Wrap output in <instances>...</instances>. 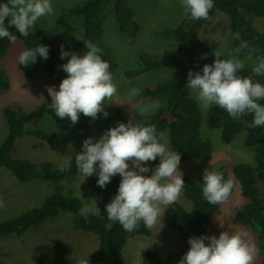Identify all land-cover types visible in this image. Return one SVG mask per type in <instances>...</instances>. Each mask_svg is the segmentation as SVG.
Wrapping results in <instances>:
<instances>
[{
    "label": "trees",
    "instance_id": "obj_1",
    "mask_svg": "<svg viewBox=\"0 0 264 264\" xmlns=\"http://www.w3.org/2000/svg\"><path fill=\"white\" fill-rule=\"evenodd\" d=\"M6 2L7 0H0V3ZM108 3L112 8V23L115 31L128 38L135 37L139 26L133 12L126 7L125 0H86L68 9H61L57 22L67 15L80 18L82 40L76 45L74 52L84 55L87 51L84 44L91 41L102 50L99 53L101 59L108 62L111 67L112 61L108 50L102 44L104 20L102 12ZM213 4L214 7L209 11L207 20L193 21L189 14L185 13L172 26L171 33L177 42L173 51L142 61L140 66L142 73L154 71L164 64L166 66V63L172 65V72L165 79L147 86L135 97L138 100H159L163 104L147 115H138L110 106V120L117 124L127 123L130 119L134 122L155 124L157 134L164 133L168 148L180 153V162L187 158L198 162L209 161L213 152L210 133H216L223 144H230L235 138L242 136L243 147L253 153V164L238 163L233 165L230 171L222 166L215 170L223 173L225 179L234 177L235 186L232 194L238 188L243 204L231 210V223L256 232L261 252L260 264H264V125L249 127L252 123L251 115L234 119L217 105L203 112L193 98L191 89L187 87L188 72L191 70L202 74L203 66L211 65L215 59V53L203 45L199 35L200 28L208 23L215 12L222 13L228 18L229 29L235 36L237 45L241 41H247L249 47L255 50L252 53L253 59L264 57V33L256 31L252 26L254 17L264 18V0H213ZM5 26L16 35V40L22 43L25 50L35 48L37 45L45 46L42 30L29 31L28 36L25 37L20 35L15 26L9 25L7 20ZM11 43L7 38H0V58L6 53ZM244 51L247 53L248 49ZM220 58L224 59L221 56ZM44 61L46 76L48 79L52 78L58 65V58L51 47L48 48V58ZM30 68L31 65L25 67L19 63V70L26 76L30 73ZM251 68L246 66L238 74L252 76L254 81L264 84V76H255ZM124 74L131 76L132 73ZM8 88L9 80L0 72V93L6 92ZM49 103H51V97L30 111L16 104L6 105L2 109V116L7 127L6 134L0 142V170H7L20 182L39 180L60 183L69 178H79L82 181L84 177L75 166V158L70 162L62 163L68 167L66 171L61 172L59 166L62 164L48 161L34 162L24 158H13L10 155L16 140L22 137H32L48 145L54 144L57 134L49 129L40 128L45 118L78 133L83 129L79 120L73 125L67 118L56 117ZM259 103L264 105V100ZM158 163L157 158L155 161L148 162L147 165L154 167ZM202 177L198 176L196 179L182 177L185 185L181 195L188 202L189 208L173 203L164 211V226L178 236L181 244L179 250L168 259L180 261L190 247L188 244L190 237L212 236L208 224L211 217L218 211L220 204L212 205L205 200L202 193ZM97 179L98 176L93 174L82 181L92 191L94 198L93 210H88L87 220L81 215L82 206L79 198L54 193L48 196L39 207L0 221V238L21 237L30 228L39 226L46 219L69 215L73 229L91 233L97 238V249L94 255L97 264H125L122 248L126 240L138 236L148 237L151 230L147 229L142 221L138 230L133 232L124 231L118 223L114 222L111 230H106L105 224L110 221L107 219L105 205L117 194L121 177L119 174L112 177L110 183L104 188L97 185ZM96 207L100 210L99 214L96 213ZM205 243L207 244V241ZM73 255V248L68 243L58 241L34 258L35 264H80L79 260L72 257ZM140 261L141 264L163 263L159 255L147 248L140 252Z\"/></svg>",
    "mask_w": 264,
    "mask_h": 264
},
{
    "label": "rangeland",
    "instance_id": "obj_2",
    "mask_svg": "<svg viewBox=\"0 0 264 264\" xmlns=\"http://www.w3.org/2000/svg\"><path fill=\"white\" fill-rule=\"evenodd\" d=\"M84 1L86 0H51L54 13L41 17L35 27L29 30L30 32L42 30L45 46L51 47L56 53L58 65L52 78H47L45 61L40 56H37L36 61L30 64L28 76L19 70L18 56L25 50L19 40L12 42L6 53L0 58V72L9 80L8 90L0 93V142L6 134L7 126L2 116V109L6 105L16 104L24 110L30 111L50 98L47 92L48 86L59 90L61 80L67 76L62 65L69 59V57L61 59V46L64 51L74 52L76 45L82 40V28L78 17L67 15L58 22L57 18L61 9H68ZM125 5L133 12L134 19L139 26L138 32L133 38H128L115 31L112 23V8L109 3L105 5L102 12L104 16L102 44L108 50L111 58L112 66L109 71L113 75V82L117 85V95L111 101H106L104 105L108 116L105 118L102 114H98V118L93 120L81 113L79 123L83 129L79 133L45 118L41 122L40 128L49 129L57 134L54 144L48 145L32 137H22L16 140L10 152L13 158H24L36 162L48 161L55 164L70 162L75 158L77 152L82 151V143L86 138L91 137L95 142L106 130L118 125L110 120V106L141 115L139 113L141 106L157 104L158 106L149 112L151 113L163 104L159 100L146 101L138 100L135 97L129 98L128 91L133 87L141 91L147 86L165 79L172 72L173 68L170 63L147 73H142L140 66L142 61H146V58L162 56L176 48L177 42L172 36L171 28L185 15L186 11L181 0H125ZM252 26L256 31L264 33V18L254 17ZM199 35L205 47L213 53L219 52L224 59L231 58L229 53L238 46L235 36L230 32L228 18L219 12H215L208 23L200 28ZM246 56L247 53L242 51L238 58L245 61V67H252V62L255 59L246 60ZM125 72L132 74L126 76ZM191 94L196 100V92L191 90ZM196 102L204 112L205 109L197 100ZM209 136L213 143L210 160L198 162L187 158L180 162L178 168L183 173L182 177L196 179L198 176H203L206 168L211 171L222 166L225 170L230 171L231 167L238 163L253 164V153L243 147L242 136H238L230 144H223L216 133H210ZM128 163L131 168V162ZM155 167L149 168L154 169ZM144 175L150 176L151 171ZM69 179L60 183L39 180L20 182L7 170H0V200L3 201V207H0V221L39 207L48 196L54 193L61 196H75L80 199L82 209L93 210L92 191L79 178ZM175 203L186 209L189 208L188 202L182 195ZM242 204L243 200L236 188L228 202L220 204L216 214L211 217L209 222L211 235L218 237L221 231L226 230L229 232L246 231L258 250L253 264H260L261 252L256 232L234 225L230 220L231 210ZM161 208L163 212L167 209L163 205ZM161 224L158 222L154 228L150 229L148 237L138 236L126 240L122 248L125 264H141L140 252L146 248L152 249L159 255L162 264H178L179 261L168 258L179 250L181 246L179 238L164 226L163 218ZM58 241L66 242L73 248L74 255L72 257L74 259L80 262L88 260V264H97L94 260L97 238L91 233L73 229L69 215L46 219L39 226L30 228L21 237L0 238V264H35L36 256Z\"/></svg>",
    "mask_w": 264,
    "mask_h": 264
},
{
    "label": "clouds",
    "instance_id": "obj_3",
    "mask_svg": "<svg viewBox=\"0 0 264 264\" xmlns=\"http://www.w3.org/2000/svg\"><path fill=\"white\" fill-rule=\"evenodd\" d=\"M181 4L193 21L207 20L209 11L214 7L213 0H181ZM53 13L51 0H7L0 3V38H7L9 42L17 39L5 26L6 20L9 25L15 26L21 36L26 37L41 17ZM84 46L87 51L82 56L64 51L61 46V59L69 57L62 65L67 76L61 80L59 90L47 87L51 97L49 107L55 116L67 118L73 125L78 122L81 113L93 120L98 118V114L106 118L108 112L104 110V105L117 95L110 65L99 55L102 50L91 41ZM245 49H248L246 60H252L255 50L249 47L247 41H241L234 47L229 59H221L220 53H215L213 63L205 64L202 74L188 72L187 87L196 92L195 98L205 110L217 105L234 119L251 115L249 127H259L264 125V105L259 103L264 100V84L254 81L252 76L238 74L245 67V61L238 58ZM37 56L46 60L48 47L37 45L26 49L19 54L18 62L27 67L36 61ZM251 72L255 76H264V58L257 57L253 61ZM139 92L138 88H130L128 96L136 97ZM157 106L143 105L139 113L145 115ZM157 158L159 163L150 169L148 162ZM180 159L179 152L167 147L164 133L157 134L155 124L130 119L127 123L109 128L95 142L91 137L86 138L82 151L75 154V166L83 180L96 174L97 185L101 188L119 174L121 180L117 194L105 205L110 221L105 224V229L111 230L114 222L124 231L133 232L138 230L141 221L147 229L154 228L158 222L161 224L164 216L161 205L168 207L179 199L185 185L183 173L178 168ZM67 167L62 164L59 170L64 172ZM149 171L150 176L144 175ZM202 181L203 197L209 204L228 202L235 186L234 177L225 179L223 173L206 168ZM0 207H3L2 200ZM87 212V208L81 210L85 220ZM99 212L96 207V213ZM188 244L190 247L178 264H253L258 251L246 231L226 230L221 231L218 237H190ZM80 264H88V260H82Z\"/></svg>",
    "mask_w": 264,
    "mask_h": 264
},
{
    "label": "bare ground",
    "instance_id": "obj_4",
    "mask_svg": "<svg viewBox=\"0 0 264 264\" xmlns=\"http://www.w3.org/2000/svg\"><path fill=\"white\" fill-rule=\"evenodd\" d=\"M41 202H42V200H41ZM36 203V202H35Z\"/></svg>",
    "mask_w": 264,
    "mask_h": 264
}]
</instances>
